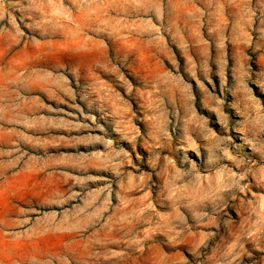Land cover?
<instances>
[{
  "label": "rangeland",
  "instance_id": "374dc122",
  "mask_svg": "<svg viewBox=\"0 0 264 264\" xmlns=\"http://www.w3.org/2000/svg\"><path fill=\"white\" fill-rule=\"evenodd\" d=\"M0 264H264V0H0Z\"/></svg>",
  "mask_w": 264,
  "mask_h": 264
}]
</instances>
